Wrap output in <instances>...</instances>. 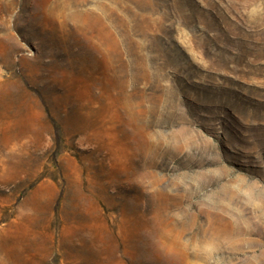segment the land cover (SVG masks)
<instances>
[{"label":"rangeland","instance_id":"374dc122","mask_svg":"<svg viewBox=\"0 0 264 264\" xmlns=\"http://www.w3.org/2000/svg\"><path fill=\"white\" fill-rule=\"evenodd\" d=\"M0 264H264V0H0Z\"/></svg>","mask_w":264,"mask_h":264}]
</instances>
